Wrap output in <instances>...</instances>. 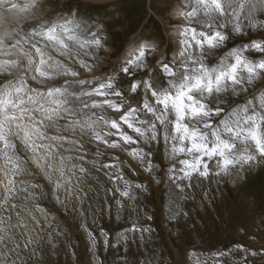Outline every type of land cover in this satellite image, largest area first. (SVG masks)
Wrapping results in <instances>:
<instances>
[{
	"label": "clouds",
	"instance_id": "obj_1",
	"mask_svg": "<svg viewBox=\"0 0 264 264\" xmlns=\"http://www.w3.org/2000/svg\"><path fill=\"white\" fill-rule=\"evenodd\" d=\"M143 2L0 0V264H264V0Z\"/></svg>",
	"mask_w": 264,
	"mask_h": 264
},
{
	"label": "rangeland",
	"instance_id": "obj_2",
	"mask_svg": "<svg viewBox=\"0 0 264 264\" xmlns=\"http://www.w3.org/2000/svg\"><path fill=\"white\" fill-rule=\"evenodd\" d=\"M129 11L131 14H134L137 17L138 24L137 27H143L147 28L153 23H155L154 17L152 16L146 0H144L143 3L137 4L132 3L129 6ZM230 246V244L227 241H224V247L223 250L227 251V248ZM196 255L193 256V264H197V261H199V264H212L211 257L214 253H216L215 247H209V248H197L194 249ZM216 258H219L216 256Z\"/></svg>",
	"mask_w": 264,
	"mask_h": 264
},
{
	"label": "snow or ice",
	"instance_id": "obj_3",
	"mask_svg": "<svg viewBox=\"0 0 264 264\" xmlns=\"http://www.w3.org/2000/svg\"><path fill=\"white\" fill-rule=\"evenodd\" d=\"M52 38H54V37H52ZM226 163H228V161H225ZM206 174V173H205ZM196 255V253H193V256H195ZM217 257H219V256H221V255H224V254H222V253H216L215 254ZM197 264H199V261H197Z\"/></svg>",
	"mask_w": 264,
	"mask_h": 264
}]
</instances>
